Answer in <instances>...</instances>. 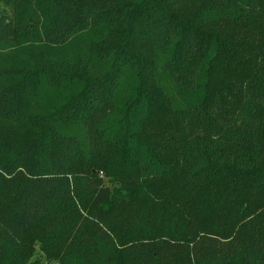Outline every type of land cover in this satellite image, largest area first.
Instances as JSON below:
<instances>
[{"label": "trees", "instance_id": "trees-1", "mask_svg": "<svg viewBox=\"0 0 264 264\" xmlns=\"http://www.w3.org/2000/svg\"><path fill=\"white\" fill-rule=\"evenodd\" d=\"M0 1V264H264V0Z\"/></svg>", "mask_w": 264, "mask_h": 264}, {"label": "rangeland", "instance_id": "rangeland-1", "mask_svg": "<svg viewBox=\"0 0 264 264\" xmlns=\"http://www.w3.org/2000/svg\"><path fill=\"white\" fill-rule=\"evenodd\" d=\"M5 14L9 15L10 14V9L7 8V7H5V5L0 1V17L3 16V15H5ZM100 177L101 178H104L103 180H104V184L106 186H109V187L112 188L113 185L109 182L108 178L105 177V174L104 173H101L100 174Z\"/></svg>", "mask_w": 264, "mask_h": 264}]
</instances>
